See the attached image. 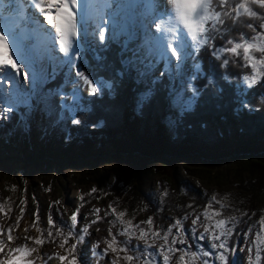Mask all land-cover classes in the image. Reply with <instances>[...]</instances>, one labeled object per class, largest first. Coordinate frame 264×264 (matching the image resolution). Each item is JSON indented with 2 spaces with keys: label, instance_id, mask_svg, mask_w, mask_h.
<instances>
[{
  "label": "snow or ice",
  "instance_id": "6c2138e0",
  "mask_svg": "<svg viewBox=\"0 0 264 264\" xmlns=\"http://www.w3.org/2000/svg\"><path fill=\"white\" fill-rule=\"evenodd\" d=\"M254 5L264 10V0H0V119H7V114L19 111L21 106L26 109L20 113L21 121H26L34 108L49 117L56 115L58 108L56 123L65 119L66 110L71 115V123L80 125L82 121L77 118V112L90 111L95 102H85V93L97 98L101 94L112 95L124 81L131 80L137 86V111L150 107L156 94L165 90L171 111L167 122L170 128H176L202 98H211L223 91L214 77L219 76L217 69H227L230 63L251 69L250 73L240 76V83L235 86L240 106L247 107L244 99L247 90L264 78V12L254 10ZM241 17L253 22H245ZM256 20L261 21L258 26L254 23ZM237 25L250 30L252 35L238 31L233 36ZM217 40L221 43L217 44ZM113 45L117 46L116 57L109 60L105 54L111 52ZM202 49L214 61L209 63L207 71L196 59ZM57 52L63 55L57 56ZM88 53L100 62V68L110 71L109 79L89 75L77 67V62L87 63ZM59 72H63L64 83L45 91L43 86L55 81ZM223 79L229 80V76L224 74ZM198 80L203 81L199 86L193 83ZM69 84L70 103L65 101L63 91ZM105 90L108 91L105 93ZM53 97L59 100L58 105L53 103ZM95 192L94 187L91 193ZM162 195L166 197L167 190ZM79 199L83 201L84 197ZM225 199L226 196L218 199L213 194L202 212L189 204L187 207L192 212L174 218L167 228L155 226L152 217L134 223L132 219H125L126 210L117 212L109 204L105 215L115 216L109 224L115 227L118 223L121 227L115 233L109 227L106 237L94 241L91 256L95 264L105 258H108L107 264H173L174 258L175 264H240L236 259L237 245L230 246V242L241 218L248 213L224 215V209L231 207L223 202ZM80 207L83 204L69 217L66 233L64 226L57 225L50 214L47 229L38 228L37 211L31 227L41 236H24V242L18 245L15 240L20 237L12 235L13 226L7 228L6 238L5 229L0 226V264H36L37 259L48 264L54 258L61 264L65 261L89 264L86 255L80 259L78 245L90 235L92 225L104 217L99 215V208H93L88 215L95 219L77 232ZM0 212H4L3 204ZM23 215L21 208L16 229ZM189 220L191 223L185 229V222ZM28 231L24 229L25 233ZM45 231L47 237L41 238ZM58 236L62 239L57 246L65 254L53 251L40 255L39 247L46 242L56 243ZM243 236L244 246L240 251L247 249L244 264H262L264 215L250 224ZM69 240L74 242L69 244ZM101 244L105 245L102 249Z\"/></svg>",
  "mask_w": 264,
  "mask_h": 264
},
{
  "label": "trees",
  "instance_id": "16d2710c",
  "mask_svg": "<svg viewBox=\"0 0 264 264\" xmlns=\"http://www.w3.org/2000/svg\"><path fill=\"white\" fill-rule=\"evenodd\" d=\"M253 8L264 12L258 6L254 5ZM241 20L253 22L247 17H241ZM260 22L254 21L257 26ZM238 31L252 35L250 30L239 25L233 30L232 35L236 36ZM216 43L220 44L221 41L217 40ZM116 51L117 46L113 45L111 52L105 55L109 60H114ZM196 59L205 71L209 63L214 62L205 49L200 51ZM99 63L92 58L91 53H88L87 63L77 62V67H82L89 75L109 79L110 71L100 68ZM217 72L219 76L214 78L217 79V86L223 91L214 97L202 98L176 128H170L167 122L171 111L165 90L158 92L151 106L141 111L136 109L137 86L131 80L124 81L123 86L117 87L112 95L85 97V102H95L91 105L90 111L77 112V118L82 123L80 125L71 123L72 125L67 127L69 137L77 136L87 145L92 138L88 135L97 132L110 141L116 151L114 181L98 187L97 192L90 194L87 202L101 200L104 196H113L115 200L112 204L117 212L125 210L127 213L135 212L140 207L154 219L155 226L165 228L171 214L175 211L180 213L183 208L181 206L187 199H205L189 180L181 178L176 170L175 161L169 160L168 154H194L199 157H191L192 160L217 166L241 157L242 160L236 169L239 178L238 189L233 192L222 191L221 196H217L218 199L226 196L227 199L223 202L231 206L224 209V215L240 216V212L248 213V216L241 218L236 234L230 242V246L235 243L238 249L241 234L254 217L252 213H264V78L247 90L244 99L248 106L241 107L235 86L240 83V76L250 73L251 69H243L230 63L227 69H217ZM224 74L229 76V80L223 79ZM163 79L166 82L167 78ZM63 83V72H59L55 81H48L45 87L51 89L54 85ZM193 83L199 86L203 81ZM107 91L105 90V93ZM23 108L11 113L6 119L7 122L0 125V136L9 135L12 127L21 121L20 113ZM61 122L64 120L59 123ZM59 123L53 125L51 135H60ZM165 132H174L177 146L167 142ZM51 138L47 136L46 142H51ZM160 159L163 163H151ZM187 172L192 174L189 169ZM164 173L166 179L159 181V189H153L151 183L154 176H161ZM165 190L168 192L166 197L162 195ZM213 206L219 207L215 204ZM51 208L50 215L53 212ZM236 209L240 211H235ZM204 243L207 246V242Z\"/></svg>",
  "mask_w": 264,
  "mask_h": 264
},
{
  "label": "rangeland",
  "instance_id": "374dc122",
  "mask_svg": "<svg viewBox=\"0 0 264 264\" xmlns=\"http://www.w3.org/2000/svg\"><path fill=\"white\" fill-rule=\"evenodd\" d=\"M55 54L57 56L63 55L58 52ZM72 76L74 77V71ZM43 88L45 91L48 90L45 85ZM63 90L65 93L70 94L72 91L71 85H65ZM68 97L67 102L70 103V96L68 95ZM84 97L89 98L90 96L85 93ZM54 98L52 99L54 100ZM25 111L26 109L23 108L22 112ZM10 114H7V116ZM58 114L49 117L34 108L33 114H30L26 121H18L10 130L9 135L0 136V204L4 206V212H0V220L5 221L0 226L5 229L4 236H7V228L9 225H15L16 218L20 216L21 208L24 209L23 219H21L18 231L15 234V236L20 237V239L15 240V244L18 245L24 242V236H41L36 228L31 227L35 220L33 214L37 211L40 217L37 224L38 228L47 229L49 209L52 207L51 216L57 225L64 226L66 233L69 217L77 207L83 204V207H80V223L77 225V232L80 231L83 225L95 219V216L88 215V213L93 208H99L101 210L99 215L104 219L93 224L89 229L90 235L86 236L84 242L78 245V251L81 253L80 259L82 260L86 255L89 264H95V258L91 256L90 252L93 238L97 236L96 240H102L108 235V229L112 227L109 221L114 220L115 216H106L105 210L115 199L113 196H104L98 201H87L92 188L97 189L114 181L116 166L114 155L116 151L111 142L97 132L88 135L93 139L91 138L87 145L77 136L76 138L69 137L67 127L72 124L71 115L66 110L64 112V122L59 123L58 132L60 135H51V129L56 124ZM6 122V119H0V125ZM164 135L169 144L177 146L174 141V132H165ZM47 136L52 137L51 142H46ZM194 156L199 157L198 155L185 153L180 155L168 154L167 158L175 161L176 170H178L181 178L189 180L205 199H187L181 206L183 208H180V213L175 211L171 214V219L165 228L173 222L174 218L182 217L185 212H192V208H188L187 205L191 204L197 212H202L213 194L221 196L222 191L233 192L238 189L239 178L236 175V169L239 166L238 163L242 160L241 157L228 160L217 166L216 164L211 165L194 161L191 158ZM151 163L161 164L163 161L161 159L153 160ZM188 169L192 174H188ZM162 179H166L165 173L161 176L155 175L151 183L152 188L159 189V181ZM81 196L84 197L83 201L79 199ZM21 201H24V203H21ZM261 215H264V213L256 214L248 226L255 223ZM149 217L150 214L139 207L135 212L127 213L125 219H132L134 223L138 224ZM190 223L191 220L185 222V229L188 228ZM248 226L244 231H247ZM120 227L121 225L117 223L115 227H112V231L115 233ZM25 228L29 229L26 233L24 232ZM97 228L100 229L99 232L96 231ZM53 232L55 235V230ZM243 232L239 248L236 251V259L240 264H244L247 253L246 248L244 251H240V248L244 246ZM45 237H47L46 231L41 238ZM61 239L62 237L58 236L56 237V243L46 242L42 247L38 246L39 254H51L53 251L65 254V250L57 246ZM119 239L123 240L124 237H119ZM72 242L74 241L69 240V244ZM28 243L33 244L32 241H28ZM136 243L137 241L134 239L132 244L135 245ZM65 247L67 248L68 245ZM103 247L105 245L101 244L100 248ZM177 247H180V245H177ZM193 248H195L194 244ZM36 255V253H33V256ZM109 255L111 256V253ZM107 260L108 258H105L99 264H107ZM36 264H42V261L37 259ZM48 264H61V262L54 258L48 261ZM65 264H67V261H65ZM173 264H175V258Z\"/></svg>",
  "mask_w": 264,
  "mask_h": 264
},
{
  "label": "bare ground",
  "instance_id": "6f19581e",
  "mask_svg": "<svg viewBox=\"0 0 264 264\" xmlns=\"http://www.w3.org/2000/svg\"><path fill=\"white\" fill-rule=\"evenodd\" d=\"M5 59H7V54H6V56H5ZM63 91H64V90H63ZM64 93H65V91H64ZM65 94H66V95H65L64 99H65V101L67 102V99H68L69 97H68L67 93H65ZM53 103L58 105L59 100L55 97L54 100H53ZM58 112H59V109L57 108V113H56V114H58ZM4 222H5V221H4L3 219H1V220H0V225H3ZM26 225H28V224H26ZM13 227H14V229H15V225H14ZM17 231H18V229L13 230L12 235H13L14 237H15V234H16ZM4 237L6 238V236H4ZM96 239H97V236H95V237L93 238L94 241H96ZM94 241H93V242H94Z\"/></svg>",
  "mask_w": 264,
  "mask_h": 264
}]
</instances>
